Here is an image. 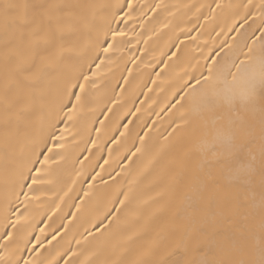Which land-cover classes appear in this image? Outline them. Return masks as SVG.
Instances as JSON below:
<instances>
[{"label":"snow or ice","instance_id":"6c2138e0","mask_svg":"<svg viewBox=\"0 0 264 264\" xmlns=\"http://www.w3.org/2000/svg\"><path fill=\"white\" fill-rule=\"evenodd\" d=\"M208 9L213 20L218 19L216 10L231 17L232 23L219 31L211 29L222 39L213 41V47L205 40L206 54L197 58L190 57L191 45L185 40L203 37L176 35L163 53L182 72L168 105L175 109L170 119L175 127L164 139L189 133L175 167L162 176L155 174L167 145L150 144L149 132L136 131L141 120L136 100L125 114L133 119L116 123L99 146L105 125L95 121L101 128L91 129L97 139L87 143L97 154L86 148L88 155L77 158L81 168L71 184L91 180L90 190L105 172L114 182L104 180L105 203L87 216L81 212L83 199L67 204L76 212L69 211L72 219L61 222L60 228L66 233L68 225L79 220L89 255L97 259L80 260L69 246L57 252L68 257L63 264H264V0L227 5L217 0L215 8ZM161 10L174 15L162 0H0V219L10 229L0 233V264H59L43 256L38 246L42 249L44 241L35 237L33 243L29 234L33 202L43 203L41 185L63 171V154L53 153L49 141L53 146L62 141L69 123L91 108L90 89L98 87L93 79L98 73L92 69L112 63L110 53L131 43L124 39L129 22H140L143 30ZM169 26L165 20L153 31ZM160 63V72L169 67L165 60ZM125 70L131 76V69ZM121 79L129 85L121 91L131 92L128 78ZM109 103H121L120 97L114 95ZM144 125L148 127L147 121ZM105 150L107 158L99 155L103 163L95 165L100 172H88L83 162L89 156L96 160ZM81 190L85 198L90 195ZM61 191L57 198L64 203L72 188ZM58 233L53 228L47 242L59 244L64 235L58 239Z\"/></svg>","mask_w":264,"mask_h":264},{"label":"bare ground","instance_id":"6f19581e","mask_svg":"<svg viewBox=\"0 0 264 264\" xmlns=\"http://www.w3.org/2000/svg\"><path fill=\"white\" fill-rule=\"evenodd\" d=\"M160 2L161 0H137V3L140 4ZM162 2L168 6L169 11L173 12L174 15H168L167 12L161 10L163 14L160 12L156 14V16H159V21L154 23L156 16H153L152 20H147L144 23L143 30H141L140 22H137L135 26H131L132 22H129L130 30L128 36L124 39L129 40L131 43L121 45L119 51L113 50L110 53L114 58L112 63L101 65L99 70L95 67L92 69V71L98 73L96 77H93L97 81L98 87L90 89L93 93L91 108L86 109L78 121L69 123V130L63 133L64 139L62 141H57L55 146L49 141L48 146L53 148V153L60 152L63 154L64 159L60 161L63 165V171L59 176L54 175L51 177V182L41 185L44 189L41 193V201L43 203L33 202L34 207L29 218L31 224L29 234L33 237V243H35V237H39L41 241H44L42 249L38 246V250H41L42 255L46 256L48 260L54 259L59 264H63V260L68 257L58 256L57 252L66 251L69 246L77 251L80 260L97 259L95 256L89 255L91 248L84 239L87 234L84 233V228L79 220L72 221L68 225L66 233L63 228H60L61 222L67 224L68 220L72 219L67 213L69 211L76 212L75 208L69 209L66 206L67 204L72 201L80 203V200L83 199L85 203L81 207V212L87 216L89 212L102 208L105 203L107 185L104 180L109 183L114 182L105 172L101 177H97L93 188L90 190L88 189V184L93 183L91 180L87 182L77 180L74 185L71 184V180L76 179L74 172L81 168V164L76 162L77 158L82 159L84 155H88L87 151H85L86 148H91L93 154H97V149L92 148V145L87 143L89 139H97L96 133L92 132L91 129L93 127L101 128V125L98 122L94 123L95 121L102 120L105 125V129L101 130V140L97 142L99 146L101 141L107 142L115 130L116 123H120L125 119H133L131 116L126 117L125 114L129 108L133 107L130 101L136 100L135 107L141 109L137 114L141 120L136 131L149 132L150 144L167 145L158 158L155 174L162 176L175 167L176 156L184 146V141L189 133H180L179 135L173 133L167 140L164 139L167 133L171 132L172 128L175 127V125L170 126L171 115L175 112V109H169L168 105L173 98V86L178 80V74H182V72L180 66L173 64V61L168 60L163 53L169 51L171 44L175 42L176 35L186 37L189 34L196 36L199 33L203 39L196 41L185 40L187 44L191 45L189 49L190 57L198 58L206 54L205 40H207V47H213V41L222 39L221 36H216L211 29L215 27L216 31H219L221 27L225 26V23H232V20L230 16H221L219 10H216L218 19L213 20L210 17L208 5H212L215 8L217 0H162ZM219 2L227 5L239 4L246 2V0H219ZM255 2L258 3V0H255ZM148 15L152 16V13L149 12ZM203 17H208V19L205 20ZM165 20L170 21L169 28H165L158 33L154 32L153 29H159L160 24L165 22ZM249 22L251 23V21ZM200 25H203V27L201 28ZM121 26L123 27V25ZM246 27L247 25H245ZM181 29L185 31H181ZM187 29H191V32L189 33ZM243 30L241 29V31ZM234 34L231 33L229 35ZM256 34L259 35V32ZM145 41H147L146 44ZM201 49H205V53H202ZM161 60L167 61L169 65L163 72H160V69L164 68V64L160 63ZM96 62L99 63V61ZM202 63L203 61H201ZM126 68L131 69V76L125 70ZM85 71H87V68H85ZM157 72H160L159 76L156 75ZM122 76L128 78L131 92L121 91V89L129 88V85L125 84L124 80L121 79ZM152 81H155V84ZM113 89H115V93H113ZM149 89H152V91H149ZM133 92L134 95L132 94ZM114 95L119 96L121 100V103L115 104V106L109 103V100L114 99ZM139 101H143V103ZM106 107H111L112 112H106ZM113 113H118L116 119L113 118ZM144 121H147L148 127H145ZM152 121H156V123L153 124ZM59 127H64V125L60 124ZM149 128H151V131H149ZM52 131H57V129L53 128ZM120 131H123V128ZM57 134L60 133L57 132ZM61 144H63V147L60 146ZM107 146L112 147L113 145L107 144ZM128 146L131 147V141L128 142ZM137 146H139L138 141ZM99 155L107 158V151L105 150L103 153L98 154L96 160L89 156V160L83 162L88 172H91L93 168L96 172H100V168L95 167L97 161L100 164L103 163L102 160H99ZM89 161H92L91 167H88ZM124 163H127V161H124ZM52 167L55 168L56 166L52 165ZM104 167L108 169V165H104ZM116 179L120 178L117 177ZM65 181L67 183H64ZM68 187H71L72 191L69 192L68 196L64 197L65 202L61 203L57 198V194L63 195L61 188L67 190ZM81 188L90 192L87 198L83 196ZM57 205H59V209H57ZM53 213L55 214L53 215ZM48 216L52 217L51 220L48 219ZM77 216L80 217L81 213H77ZM53 228L59 229L58 239L60 234L64 235V239H61L59 244L55 240L51 244L47 242L52 236ZM40 229H44V233H41ZM6 230L10 229H6L3 220L0 219V233ZM93 231L95 232V229ZM76 239L81 240L79 245L75 243ZM87 240H91V236H87ZM69 242L71 243L69 244ZM25 257L27 258V253H25ZM73 259H76V257H73Z\"/></svg>","mask_w":264,"mask_h":264}]
</instances>
